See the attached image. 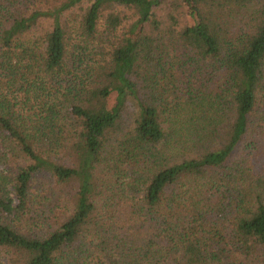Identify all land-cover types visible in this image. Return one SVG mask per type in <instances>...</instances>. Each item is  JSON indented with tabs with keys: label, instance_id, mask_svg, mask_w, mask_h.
Instances as JSON below:
<instances>
[{
	"label": "trees",
	"instance_id": "trees-1",
	"mask_svg": "<svg viewBox=\"0 0 264 264\" xmlns=\"http://www.w3.org/2000/svg\"><path fill=\"white\" fill-rule=\"evenodd\" d=\"M160 4L0 0L9 264H264V0Z\"/></svg>",
	"mask_w": 264,
	"mask_h": 264
},
{
	"label": "rangeland",
	"instance_id": "rangeland-1",
	"mask_svg": "<svg viewBox=\"0 0 264 264\" xmlns=\"http://www.w3.org/2000/svg\"><path fill=\"white\" fill-rule=\"evenodd\" d=\"M171 0H160L161 4L157 9V14L159 16H164L166 15L169 11H172L170 9L169 3ZM49 26L47 25L46 28H48ZM40 33L39 31H37L35 34ZM1 144H0V174L2 172V170L4 169L5 163L2 159V155L3 152L1 151ZM245 149H244V145L242 144L241 148H240V153H244ZM258 151V157L257 159L254 161V163L256 164V166H258L259 169H263L264 168V143H260L259 144V149ZM0 264H9L8 262V257L6 256V253L2 250H0Z\"/></svg>",
	"mask_w": 264,
	"mask_h": 264
}]
</instances>
